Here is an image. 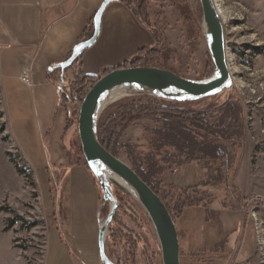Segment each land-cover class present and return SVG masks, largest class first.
I'll list each match as a JSON object with an SVG mask.
<instances>
[{"label":"rangeland","instance_id":"rangeland-1","mask_svg":"<svg viewBox=\"0 0 264 264\" xmlns=\"http://www.w3.org/2000/svg\"><path fill=\"white\" fill-rule=\"evenodd\" d=\"M218 4L223 12L220 19L227 64L231 68V87L214 97L192 101L166 100L144 90L132 93L98 115L96 133L99 139L103 129L108 128L102 135L115 156L137 168L165 203L178 232L180 264H208L216 260L207 257L208 253H196L189 248L180 218L186 208L207 205L211 197L199 186L178 189L161 181L164 172L171 170L174 174L175 168L186 159L176 148L168 146L162 136L167 133L165 125H176L173 115L196 122L201 128L197 142L209 144L207 154L194 156L205 173L204 183L216 187L215 193H220L228 206L242 213L244 232L232 260L240 264H264V0H218ZM132 9L151 29L156 44L131 67L170 70L192 81H204L214 75L199 0H137ZM76 76V73L65 75L64 99L69 83ZM129 106L146 110L147 114L123 126L120 113ZM74 109L69 160L87 168L77 131L79 107L75 105ZM213 134H225L228 140ZM0 144L7 149V158L11 155L27 174L23 177L25 200L0 204L4 231L12 235L13 247L23 264H44L51 220L41 209L30 171L7 133L1 107ZM95 181L102 204L100 226L110 204L103 201ZM111 192L117 208L106 234L108 259L112 264H162L155 230L143 208L118 188L111 186ZM218 255L227 261L228 247L221 244L215 257Z\"/></svg>","mask_w":264,"mask_h":264},{"label":"crops","instance_id":"crops-1","mask_svg":"<svg viewBox=\"0 0 264 264\" xmlns=\"http://www.w3.org/2000/svg\"><path fill=\"white\" fill-rule=\"evenodd\" d=\"M104 1L0 0V107L7 133L30 171L39 205L51 220L44 264H100V193L88 168L68 157L75 102L61 96L65 75L98 79L156 44L135 11L116 0L103 11L94 45L62 73L59 67L88 40ZM25 70L30 85L21 81ZM7 152L0 144V204H16L25 200L27 189ZM175 169L174 174H162L163 184L199 186L211 197L207 205L186 208L180 218L189 248L216 260L208 264L239 263L232 256L244 232L242 213L228 206L216 187L204 183L205 173L196 161ZM12 240L0 215V264H23ZM221 244L228 247L227 261L215 257Z\"/></svg>","mask_w":264,"mask_h":264},{"label":"water","instance_id":"water-1","mask_svg":"<svg viewBox=\"0 0 264 264\" xmlns=\"http://www.w3.org/2000/svg\"><path fill=\"white\" fill-rule=\"evenodd\" d=\"M114 1L116 0H105L102 3L94 16L91 37L76 48L71 57L60 66L61 70L70 68L84 50L94 45L100 33L103 11ZM199 3L208 38L209 52L215 68L211 78L204 81H192L165 69L118 67L99 77L80 103L77 131L81 152L88 170L98 182L103 201L110 204L108 215L98 231L97 244L101 264H112L105 252L107 230L117 208L111 186L129 195L116 182H106L104 170L121 179L133 190L137 202L149 217L155 230L162 264H180L178 232L168 208L131 166L110 153L100 143L96 133V123L97 112L103 98L118 88H137L166 100L192 101L214 97L231 87L232 76L227 64L224 28L215 1L199 0Z\"/></svg>","mask_w":264,"mask_h":264},{"label":"trees","instance_id":"trees-1","mask_svg":"<svg viewBox=\"0 0 264 264\" xmlns=\"http://www.w3.org/2000/svg\"><path fill=\"white\" fill-rule=\"evenodd\" d=\"M122 2H124L127 6L132 8V5H134V3L137 2V0H122ZM141 5H142V3H141ZM142 13H143V8H142ZM136 15H137L139 21L146 26V24L140 19L139 15L137 13H136ZM92 32H93V29L91 27L89 29L88 33L86 34L87 39H89L91 37ZM149 50H151V49L141 51L128 64H130V66H136L137 62H139L140 59L142 58V54L148 52ZM126 66H127V64L123 65V67H126ZM59 70L62 73H64V72L69 71L70 68L65 69V70H61V68L59 67ZM95 81H96L95 77H85L82 75H77L76 78L74 79V81L69 83L70 89L68 90L67 97L65 96V100H68L70 98H74V99L76 98V100L81 101L82 98L88 92V90L91 88V86L95 83ZM63 97H64V95H63ZM124 111L126 113L125 112L120 113V114H122L120 116H123V117H121L122 122H124L123 126H125L131 120L135 119L137 116H143V115L147 114L146 110L142 111L141 109H138V108L135 109L134 107H131V106L124 109ZM121 112H123V111H121ZM173 116L176 119V125L171 126V125L166 124L165 129H166L167 133L162 134V136L166 138L168 146L172 147V148H176V150L178 152H180L182 155L186 156V159L184 160V162L195 161L194 156L197 153H201L203 155L207 154L206 149L209 147V144H207L205 142L204 143H198L196 140L198 137H200L197 134V132H199L201 130V128L198 125L196 126L194 124L196 122H190L189 119H185V118H182V117L177 116V115L176 116L173 115ZM107 129L108 128H104L103 133H105L107 131ZM102 134H100V136H99L100 143L110 153L115 155L113 150H111V148H110V144L107 143L105 137H103ZM214 136L219 137L222 140H228V136H226L225 134H221V135L215 134ZM68 157L70 158L69 155H68ZM9 159H10V162L14 165L17 173L23 177H26L27 176L26 170H24V168L19 167L18 164L16 163L15 159L12 158L11 155H9ZM184 162H181L180 164H182ZM78 163L79 162H76V164H78ZM73 164H75V163L73 162ZM134 170L152 188V186L149 184L148 180L144 176H142V174L139 172V170L137 168ZM112 222L110 224H112Z\"/></svg>","mask_w":264,"mask_h":264},{"label":"bare ground","instance_id":"bare-ground-1","mask_svg":"<svg viewBox=\"0 0 264 264\" xmlns=\"http://www.w3.org/2000/svg\"><path fill=\"white\" fill-rule=\"evenodd\" d=\"M215 3H216V9L218 11V14L222 19L223 12L220 8V5L218 4V0H215ZM204 30H205V26H204ZM228 69H229V72H231V68L229 65H228ZM139 91H142V90L137 89V88H131V87H122V88H118V89L111 91L110 93H108L103 98L97 114L99 115L109 105H112L113 103H115V102H117L123 98L131 96L132 93L139 92ZM103 174H104V177L106 179V182H116L120 187H122L123 189H125L129 193L130 197H132L133 199H135L137 201L133 190L130 189L121 179H119L118 177L109 173L106 170H104Z\"/></svg>","mask_w":264,"mask_h":264},{"label":"built area","instance_id":"built-area-1","mask_svg":"<svg viewBox=\"0 0 264 264\" xmlns=\"http://www.w3.org/2000/svg\"><path fill=\"white\" fill-rule=\"evenodd\" d=\"M20 78H21V81L24 83V84H26V85H30V78H29V73H28V71H23V73L21 74V76H20ZM62 86V88L63 87H65L64 86V83H62L61 84ZM64 95V93H63V89H61V96H63ZM64 98V97H63ZM67 99V98H66ZM65 100V99H64ZM65 101H69V102H75V105L76 106H80V103L81 102H79L78 100H76V99H74V98H70V99H68V100H65Z\"/></svg>","mask_w":264,"mask_h":264}]
</instances>
